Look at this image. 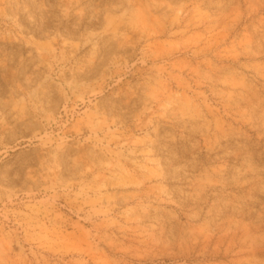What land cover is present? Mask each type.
<instances>
[{"label":"rangeland","instance_id":"1","mask_svg":"<svg viewBox=\"0 0 264 264\" xmlns=\"http://www.w3.org/2000/svg\"><path fill=\"white\" fill-rule=\"evenodd\" d=\"M0 264H264V0H0Z\"/></svg>","mask_w":264,"mask_h":264}]
</instances>
